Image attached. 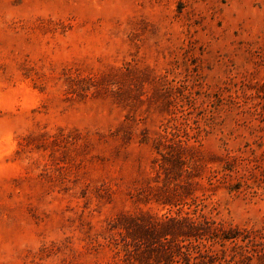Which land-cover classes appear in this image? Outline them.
Wrapping results in <instances>:
<instances>
[{
    "label": "rangeland",
    "instance_id": "374dc122",
    "mask_svg": "<svg viewBox=\"0 0 264 264\" xmlns=\"http://www.w3.org/2000/svg\"><path fill=\"white\" fill-rule=\"evenodd\" d=\"M201 215L264 242V0H0V264H184L144 228Z\"/></svg>",
    "mask_w": 264,
    "mask_h": 264
},
{
    "label": "trees",
    "instance_id": "16d2710c",
    "mask_svg": "<svg viewBox=\"0 0 264 264\" xmlns=\"http://www.w3.org/2000/svg\"><path fill=\"white\" fill-rule=\"evenodd\" d=\"M163 163H160L161 168L164 167ZM193 203L196 205V200H193ZM200 218L201 221L198 219L192 220L188 217H171L165 220L155 219L150 222L148 228L144 229L158 243V251L170 262H173L175 257H180L179 259H182L184 264H190V250L192 249L196 250L195 252L201 258H207L211 263L212 260L217 261L220 264L221 260H225L224 252H222L223 256H219L218 254L209 255V253L201 254V243L199 240H217L221 245H224L225 242L234 243L239 237L242 241H247V243L244 246H237L236 243L233 244L232 249L239 250L235 254L230 255L227 264L231 262L233 264H251L250 261L254 257H257L262 262L264 259V242L259 241V237L254 232L240 231L237 228L231 227L225 228L220 224L216 226L214 222H210L204 215H201ZM192 239H194L196 244H193ZM185 242L187 243L185 244ZM196 258L194 257L193 259L196 260ZM209 261L208 263L201 261L198 264H209Z\"/></svg>",
    "mask_w": 264,
    "mask_h": 264
}]
</instances>
